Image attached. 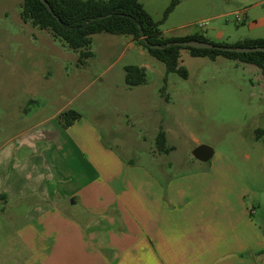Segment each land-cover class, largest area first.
<instances>
[{"label": "rangeland", "instance_id": "374dc122", "mask_svg": "<svg viewBox=\"0 0 264 264\" xmlns=\"http://www.w3.org/2000/svg\"><path fill=\"white\" fill-rule=\"evenodd\" d=\"M170 1L139 0L168 37L201 34L228 45L264 38V0H179L163 18ZM89 50L92 56L80 64L77 51L21 20L19 0H0V178H30L29 170L44 160L42 133L56 131L59 112L73 110L81 124L101 132L108 150L130 168L147 171L156 185L157 179L164 186L169 178L213 165L226 166L232 179L231 166L243 202L264 226V135L255 140L256 131L264 130V74L253 65L180 49L184 79L166 73L161 62L121 35L95 34ZM125 66L143 68L145 82L127 86ZM158 131L172 147L167 153L155 148ZM198 145L213 150L209 161L192 157ZM10 213L0 210V223L8 224L9 217L11 222L0 227V264H21L31 256L12 239L20 221ZM105 218L98 223L106 225ZM65 253L69 249L57 255Z\"/></svg>", "mask_w": 264, "mask_h": 264}, {"label": "crops", "instance_id": "0c3cea01", "mask_svg": "<svg viewBox=\"0 0 264 264\" xmlns=\"http://www.w3.org/2000/svg\"><path fill=\"white\" fill-rule=\"evenodd\" d=\"M80 118L42 133L44 160L30 178H0V208L20 221L12 239L31 256L21 264H264V226L231 166L236 179L213 165L156 185Z\"/></svg>", "mask_w": 264, "mask_h": 264}, {"label": "trees", "instance_id": "16d2710c", "mask_svg": "<svg viewBox=\"0 0 264 264\" xmlns=\"http://www.w3.org/2000/svg\"><path fill=\"white\" fill-rule=\"evenodd\" d=\"M20 18L39 30H46L54 40H58L72 51L78 52L80 64L92 56L89 50L91 37L95 34L128 36L142 46L147 53L164 65L166 73H177L187 78L186 70L180 65V49H187L193 57H206L214 61L223 57L229 61L255 66L264 74V52L233 53L208 49H193L178 45L153 49V45L164 46L166 43L189 40L207 42L220 46L264 47V38L244 39L234 45L213 43L201 34L165 37L143 9L139 0H45L50 12L39 0H19ZM179 0H171L163 12L165 18ZM124 82L129 87L145 82V72L138 66L124 67ZM63 128L71 126L80 118L73 110L61 111L56 116ZM255 140L264 135V130L256 131ZM155 148L159 153H167L166 137L163 131L155 136Z\"/></svg>", "mask_w": 264, "mask_h": 264}, {"label": "water", "instance_id": "95a60500", "mask_svg": "<svg viewBox=\"0 0 264 264\" xmlns=\"http://www.w3.org/2000/svg\"><path fill=\"white\" fill-rule=\"evenodd\" d=\"M44 6L50 11L47 2L45 0H39ZM172 45H178L186 48H193V49H208V50H218V51H225V52H233V53H253V52H264V47H234V46H220L215 45L207 42L189 40L184 42H173V43H166L164 46L161 45H153V49H161L163 47H169ZM191 155L194 159L199 162H207L212 158L213 150L206 145H198L192 151Z\"/></svg>", "mask_w": 264, "mask_h": 264}, {"label": "built area", "instance_id": "2783aa9c", "mask_svg": "<svg viewBox=\"0 0 264 264\" xmlns=\"http://www.w3.org/2000/svg\"><path fill=\"white\" fill-rule=\"evenodd\" d=\"M236 19H237V20H239V19H240V17H239V16H237V17H236Z\"/></svg>", "mask_w": 264, "mask_h": 264}]
</instances>
